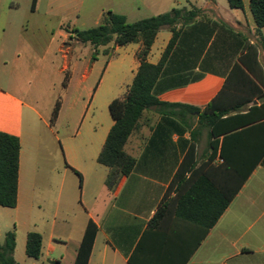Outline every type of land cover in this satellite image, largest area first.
Masks as SVG:
<instances>
[{"label":"crops","instance_id":"0c3cea01","mask_svg":"<svg viewBox=\"0 0 264 264\" xmlns=\"http://www.w3.org/2000/svg\"><path fill=\"white\" fill-rule=\"evenodd\" d=\"M5 1L0 0V11L9 17L18 13L21 5ZM146 1L155 8L154 16L173 9L201 11L199 17L184 27L156 86L158 99L168 106L144 113L125 146V152L136 160L135 168L112 191L106 186L110 171L98 163V157L114 120L111 114L93 116L96 124L86 141L71 153L66 151V173H71L66 175L69 196L64 204L57 202L48 221L47 239L40 233L42 257L37 261L75 264L87 226L93 221L98 235L89 264H264V159L207 234L203 227L177 216L174 199H178L179 193L177 186L172 189L181 165L189 159L196 163L195 175L208 178L215 189H223L225 194L227 189L232 192V172L224 167L221 145L216 152L211 147L213 141L221 143L223 137L219 141L211 137V129L199 122L200 113L172 105L191 106L202 112L214 100L224 110L252 98L241 87L242 70L247 74L249 71L240 58L247 41L258 44L248 0H243L242 10L231 9L228 0ZM40 3L41 0H36L34 5L32 0L33 13L38 12ZM53 8L54 2L49 3L48 12ZM69 14L80 19V8ZM172 38L167 28L158 33L148 57L151 64L160 62ZM139 49L140 44L112 47V57L106 61L93 97L105 91L109 106L127 94L140 66ZM258 62L253 68L264 81L261 48ZM126 63L129 67L124 72ZM72 81L73 77L68 88ZM252 105L260 106L261 102L254 99L248 108ZM245 110L240 114L247 113ZM40 117L33 103L0 87V132L17 136L21 142L18 205L13 209L0 207V235L13 229L18 232L14 257L19 264L17 256L22 258L24 246L26 254L27 236L36 232L33 228L37 226L34 206L24 192L26 171L34 172L36 146V135L26 129V121ZM194 143L196 150L192 157ZM189 178L187 174L186 179ZM164 203L169 207L155 219Z\"/></svg>","mask_w":264,"mask_h":264},{"label":"trees","instance_id":"16d2710c","mask_svg":"<svg viewBox=\"0 0 264 264\" xmlns=\"http://www.w3.org/2000/svg\"><path fill=\"white\" fill-rule=\"evenodd\" d=\"M35 3L36 0H34V5ZM228 3L231 9H244L243 0H228ZM249 6L256 27L255 34L258 44L247 41L240 62L249 71L247 74L242 70V92L252 98L239 104H233L224 110L219 109L218 101L214 100L202 112L191 106L172 105L200 113L199 122L201 126L211 129V137L218 141L223 137L221 143L213 141L211 147L216 152L221 145L220 153L224 167L232 172L231 194L228 189L226 194L223 189L218 187L215 189L214 184L208 178H199V175H195L196 163L189 162V159L181 165L174 178L172 189L177 186L179 193L178 199H174L177 216L203 227L205 234L215 226L248 177L264 159V90H262L264 81L259 78L253 68V64L259 65V49L264 50V0H249ZM200 13L198 9L190 11L173 9L169 13L130 23L125 15L108 11L103 14L102 21L97 27L88 30L73 28L68 32L71 37L75 35V39L80 43L90 44L96 49L108 47L111 44L113 47L140 44L137 53L140 66L132 85L124 97L113 100L109 105L114 125L98 157V163L110 171L106 180L109 190L112 191L118 187L135 168L136 160L125 152V146L133 131L137 129L144 113L150 109H161L168 106L158 99L156 86L184 27L199 17ZM164 28L172 32L173 38L160 62L154 65L148 61V57L158 33ZM104 55H111V52L105 50ZM69 81L68 73H66L63 81L64 89L68 88ZM256 81L261 84L262 88ZM254 99L260 101L261 105H252L248 108ZM61 108L62 98L59 97L50 120L52 127L59 118ZM245 109L247 113L240 114L246 111ZM195 150L194 143L190 156H194ZM20 151L21 142L17 136L0 132V207L3 208L13 209L18 205ZM187 174H190L189 179H186ZM228 181L229 178H227ZM213 200H215L214 206L212 205ZM167 207L169 206L164 203L159 208L155 219L161 216ZM97 235L98 227L90 221L75 264H89ZM16 238L15 229L5 235L4 243L0 244V264H19L14 257L17 246ZM42 246V235L38 232H30L27 236L26 255L30 259L39 260L42 257ZM50 264H55V262Z\"/></svg>","mask_w":264,"mask_h":264},{"label":"rangeland","instance_id":"374dc122","mask_svg":"<svg viewBox=\"0 0 264 264\" xmlns=\"http://www.w3.org/2000/svg\"><path fill=\"white\" fill-rule=\"evenodd\" d=\"M10 2L21 7L10 17L0 11V87L33 103L41 115L26 121V129L36 135V146L34 172L26 171L24 192L34 206L33 219L37 226L33 231L47 239L48 221L57 202L64 204L69 196L67 176L71 173H66V151L71 153L86 141L96 124L94 115L110 116L107 94L101 91L93 97V89L106 61L112 57L113 45L96 49L80 43L68 32L73 28L97 27L103 13L108 11L127 16L130 23L153 17L157 12L146 0H41L37 13L31 10L32 0L4 3ZM53 2L54 8L48 12V4ZM76 7L80 8V19L69 14ZM105 50L111 55L105 56ZM125 66L124 72L129 67L127 63ZM87 72L89 76L84 80ZM4 73L7 77L1 80ZM66 73L69 84L72 77L73 81L64 89ZM59 97L62 108L52 127L50 120ZM79 190L77 185V194ZM4 241L5 234H1L0 244ZM46 250L43 249L44 255ZM17 258L21 264H41L44 260L29 259L25 246L22 258L19 254Z\"/></svg>","mask_w":264,"mask_h":264}]
</instances>
